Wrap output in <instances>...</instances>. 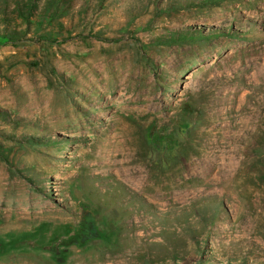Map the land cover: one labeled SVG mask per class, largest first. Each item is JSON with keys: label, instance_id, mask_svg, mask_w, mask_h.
I'll return each instance as SVG.
<instances>
[{"label": "rangeland", "instance_id": "rangeland-1", "mask_svg": "<svg viewBox=\"0 0 264 264\" xmlns=\"http://www.w3.org/2000/svg\"><path fill=\"white\" fill-rule=\"evenodd\" d=\"M70 3L0 45V264H264V0Z\"/></svg>", "mask_w": 264, "mask_h": 264}, {"label": "trees", "instance_id": "trees-1", "mask_svg": "<svg viewBox=\"0 0 264 264\" xmlns=\"http://www.w3.org/2000/svg\"><path fill=\"white\" fill-rule=\"evenodd\" d=\"M72 0H45L44 8L40 6L41 0H2L0 9V45L20 44L24 40H34L42 34L43 41L55 40L60 35L62 23L56 25L57 14L69 11ZM13 5V7H11ZM175 3L169 8L158 10L159 13L170 12ZM21 19L22 23H18ZM25 24V25H24ZM30 34L31 36H27ZM38 35V36H37ZM185 39L186 36H178ZM177 37H174L176 40Z\"/></svg>", "mask_w": 264, "mask_h": 264}]
</instances>
